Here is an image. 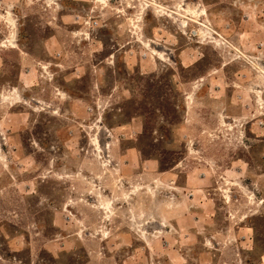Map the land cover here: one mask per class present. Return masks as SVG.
I'll list each match as a JSON object with an SVG mask.
<instances>
[{"label":"rangeland","instance_id":"rangeland-1","mask_svg":"<svg viewBox=\"0 0 264 264\" xmlns=\"http://www.w3.org/2000/svg\"><path fill=\"white\" fill-rule=\"evenodd\" d=\"M0 264H264V0H0Z\"/></svg>","mask_w":264,"mask_h":264},{"label":"built area","instance_id":"built-area-1","mask_svg":"<svg viewBox=\"0 0 264 264\" xmlns=\"http://www.w3.org/2000/svg\"><path fill=\"white\" fill-rule=\"evenodd\" d=\"M97 24V22L95 21V25Z\"/></svg>","mask_w":264,"mask_h":264}]
</instances>
